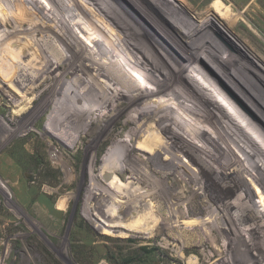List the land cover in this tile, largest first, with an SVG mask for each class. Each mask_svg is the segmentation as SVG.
<instances>
[{
  "label": "rangeland",
  "instance_id": "rangeland-1",
  "mask_svg": "<svg viewBox=\"0 0 264 264\" xmlns=\"http://www.w3.org/2000/svg\"><path fill=\"white\" fill-rule=\"evenodd\" d=\"M87 1L93 3V0ZM130 1L154 24L162 27L166 37L174 41L184 55L185 61H177V54H172L170 50L162 48L159 51L154 47L161 59L176 62L182 71L200 84L199 91L207 94L210 102L224 105L223 109H228L233 123L242 126L249 150L257 152L260 159L243 158L241 161L254 163L264 176V125L261 123L264 122V0ZM25 5L37 15L30 5ZM3 9L0 14L7 12L6 8ZM7 24L10 27L2 23L0 28L10 29L11 25ZM116 33L134 57L152 73L161 76L159 65L145 51L129 40L125 33L118 29ZM16 35L8 39L0 37V51H3L0 52L1 78L10 69L19 70L20 65L13 64L14 59L26 61L21 70V88H17L13 80L0 78V264H212L218 254L227 249L223 236L215 229L218 220H221L220 225L229 226L226 224L228 219L243 226L249 225L247 217L250 212L262 220L258 214L260 208L251 201L254 198L255 202H259L256 184L252 186L250 182L238 179L229 158L217 152V146L204 140L196 129V137L203 139L204 158L226 181L221 182V186L208 188L206 184L199 183V187L195 184H188L187 187L183 181L173 185L177 199L170 200L146 181L137 182L132 178L135 176L133 172L125 170L126 167L123 169L115 160L111 164L110 139L117 140L130 130L129 125H124L123 115L112 124L108 139L93 152L94 176L106 168L109 177L106 180L91 179L88 169L92 155L89 156L87 151H94L93 148L88 147L85 141H80L76 149L67 147L52 128L41 123L48 119L45 99L49 92L38 98V84L29 91L22 88L24 78L32 77L33 71L38 72V41L29 40L25 34ZM15 39H20L21 46L26 48V51L17 50L21 51L19 56L17 52L7 50L10 41ZM204 69H209L211 75H207ZM162 73L170 89L181 90L175 75ZM61 79L66 80L63 75ZM7 84L10 85L6 87ZM10 99L14 101L10 102ZM150 99L154 101L157 98L151 96ZM87 104L100 118L107 119L114 112L106 107L95 112L94 106ZM62 106L63 103L58 101L49 108L60 109ZM255 115L260 119L257 120ZM53 117L50 116V120ZM224 133L228 138H234L228 130ZM54 135L58 137L54 138ZM52 147L62 149L64 165H58L51 159L52 154L57 153L52 151ZM113 179L123 190H113L109 184ZM132 181V186L140 188L146 195L140 198L135 194L127 195L126 186ZM225 184L230 185L232 190H226ZM96 188L106 190L108 195L109 192L114 193L106 200L108 210L116 211L114 215L108 213L104 219L100 217L102 212L96 209V203L101 201V197L97 196L99 192L89 198ZM189 188L199 191L198 198L192 202L194 210L191 213L184 205L191 198ZM208 195L213 200V206L201 208L199 203ZM173 203L179 208L173 207ZM86 208H90L88 213L95 216L92 220L85 216ZM139 219L145 220L146 229L133 232L125 227ZM109 224H115L116 228ZM104 229L111 234H102ZM213 238L215 243H210ZM203 241L204 246L201 245ZM232 246L243 250L240 239L235 238ZM245 253L237 260L244 262L250 257Z\"/></svg>",
  "mask_w": 264,
  "mask_h": 264
},
{
  "label": "bare ground",
  "instance_id": "bare-ground-1",
  "mask_svg": "<svg viewBox=\"0 0 264 264\" xmlns=\"http://www.w3.org/2000/svg\"><path fill=\"white\" fill-rule=\"evenodd\" d=\"M8 1L0 0L2 4V6L0 4V13L3 8L7 9V14L4 12L0 14V25L9 23L11 28L7 30L0 28V37L8 39L17 36L16 34H25L29 36V40L38 41V72L33 71L32 77H25L22 88L29 91L38 84V98L44 92H49L45 99L48 119L45 122L42 120L41 123L52 128L67 147L76 149L80 141H85L88 147L93 148L94 151H87L89 156L92 155L88 169L90 178L106 180L107 177L108 179L109 171L106 168L98 176H94L95 153L93 152H96L98 146L108 139L112 132V124L118 122L123 115L124 125H129L130 130L117 140L110 139L111 164L115 160L116 164L123 166V169L126 167L125 170L133 172L135 176L132 178L137 182L146 181L150 187L161 191L170 200L177 199L173 185L183 181L187 183V187L188 184L199 187V183L206 184L208 188L221 186V182L226 181L216 173L212 163L204 158L203 139L196 137L194 133L197 132L204 137V140L217 146L218 149L214 148L217 152L220 151L229 158L231 165L235 166L238 179L250 182L252 186L256 184L259 202H255L254 198L251 201L260 208L261 212L258 214L262 216V220L257 219L255 214L250 212L247 217L249 225L244 226L232 219L226 221L230 227L220 225L221 220H218L215 224H219L215 229H218L223 236L227 249L219 253V257L212 264L264 262V176L259 173L258 166L256 167L254 163L241 161L243 158L260 159V156L257 152L249 150L248 138L241 130L242 126L233 123L234 119L228 115V109H223L224 105L210 102L209 96L199 91L200 84L182 71L176 62L167 58L161 59L154 47L159 51L162 48L170 50L172 54H177L178 57L175 58L177 61H185L184 55L174 41L166 37L161 30L162 27L158 23L154 24L130 0H93V3L87 0ZM25 4L30 5L38 17ZM117 29L125 33L129 40H133V43L159 65L161 76L152 73L130 53V49L124 46L116 33ZM209 39L222 49L213 37L209 36ZM18 49L26 51V48L21 46L20 39L10 41L7 50L17 52L19 56L18 53L21 51H17ZM13 64L20 65L19 70L10 69L9 72L6 71V76L0 78L13 80L17 88H21V70L26 65V61L14 59ZM162 71L175 75L181 90L170 89L162 78V74L164 75ZM204 72L211 75L209 69H204ZM62 75L66 80L61 79ZM8 85L10 84L6 87ZM223 87L227 88V86ZM151 96H156L157 99L153 101L150 99ZM239 100L245 105L241 99ZM13 101L14 99H10V102ZM58 101L63 103L62 108H49L53 102ZM85 102L93 105L95 112L102 111L104 107L112 108L111 111L114 112L107 119L100 118ZM114 107L120 109L114 110ZM52 115L54 117L50 120ZM256 119L260 118L256 116ZM261 123L264 125L263 121ZM227 130L234 137L233 139L228 138L224 133ZM57 135H54V138H57ZM52 148V151L57 153H53L51 159L58 165H64L62 149ZM114 181L113 179L108 182L113 190H123V187H119ZM132 185L133 181L126 186L127 195L135 194L139 198L146 195L140 188ZM224 188L232 190L230 185L225 184ZM189 190L191 198L184 202V205L186 211L191 213L194 210L192 202L198 198L199 191L195 188ZM96 192H99L97 196L101 197V201L98 200L100 202L96 203V209L102 212L100 217L104 219V215L107 216L108 213L114 215L116 211L108 210L106 202L114 193L109 192L108 195L106 190L96 188V191L95 189L91 191L89 198L96 196ZM209 196L199 203L201 208L207 209L213 206L211 204L213 200ZM219 204H216V207H219ZM118 206L122 207V205ZM172 206L179 208L176 203ZM88 210L91 211L90 208H86L85 216L92 220L95 216L90 215ZM144 222L145 220L139 219L125 227L134 230L133 232L138 229L144 230L146 229ZM109 232L104 229L101 233L111 234ZM235 238L242 241L243 250L232 246ZM215 241L216 239L213 238L210 243ZM204 242L201 245L204 246ZM245 252L250 257L244 262L238 261L237 258Z\"/></svg>",
  "mask_w": 264,
  "mask_h": 264
}]
</instances>
